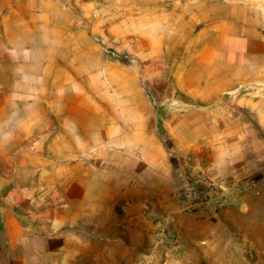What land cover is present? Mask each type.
Returning a JSON list of instances; mask_svg holds the SVG:
<instances>
[{
    "label": "crops",
    "instance_id": "obj_1",
    "mask_svg": "<svg viewBox=\"0 0 264 264\" xmlns=\"http://www.w3.org/2000/svg\"><path fill=\"white\" fill-rule=\"evenodd\" d=\"M249 1L227 8L218 2L216 14L207 17L201 30L208 43L216 44L207 52L209 66L202 73L207 76L202 96L206 106H215L220 116L208 113L209 125L205 126L202 118L201 129L191 125L196 117L170 118L171 123L185 124L184 128L171 126L170 135L176 154L192 153L196 157L199 146L204 145L219 175L256 178L257 190L243 201L252 207L254 200L264 202V6L258 3L264 0ZM28 6L14 0L0 2V264H139L151 242L153 217L158 216L171 219L181 240L180 254L164 260L160 247L151 256V264H186L208 246L218 229H223L222 214L184 209L176 192L189 181L159 141L154 138L153 148L137 150L140 159L150 163V171L146 174L141 166L131 169L137 176L128 173L136 182L149 175L145 184L112 179L120 188L99 199L96 170L89 168L88 174L82 175L81 138L75 135L80 133L78 117L73 116L76 126L71 136L62 139V147H52L60 155L78 157L56 164L48 158V110L33 112V88L37 84L33 76L45 72L24 63L43 57L45 40L35 37L39 35L35 28L43 25L26 19ZM223 92L233 94L216 100ZM218 122L225 126H217ZM34 123L41 125L39 150L32 146L38 137ZM120 156L121 162L116 163L120 168L112 166L111 172L129 171V152L124 148ZM86 182L88 197L82 201ZM34 186L43 188L40 210L26 212L24 193ZM49 186H72V196L50 201ZM103 203L106 212L98 213V204ZM145 205L153 214L143 212Z\"/></svg>",
    "mask_w": 264,
    "mask_h": 264
},
{
    "label": "rangeland",
    "instance_id": "obj_2",
    "mask_svg": "<svg viewBox=\"0 0 264 264\" xmlns=\"http://www.w3.org/2000/svg\"><path fill=\"white\" fill-rule=\"evenodd\" d=\"M14 1L30 4L25 11L26 19L43 25L35 28L40 35L35 37L45 40L42 43L43 57L27 59L24 63L45 72L33 76L37 83L33 88V112L45 113L48 110V158L56 164L78 157L63 156L52 150V147L54 150L62 147V139L72 135L77 122L73 116L78 117L80 133L75 135L81 138L79 157L85 167L82 175L88 174L89 168L96 170L99 199L120 188L114 186L113 180L136 182L128 175L132 172L137 176V172L131 169L142 166L146 174L150 171V163L140 159L142 157L138 156L137 150L142 146L153 148L152 139L155 138L166 154H172L169 157L180 165L181 173L189 181L176 192V198L184 209L191 213L222 214L223 229H218L210 237L208 246L196 252L186 264H264V202L254 200L252 207L243 205L244 198L254 193L246 192L239 201L222 209L189 208L179 193L192 186L205 189L202 183L194 182L195 173L206 166L220 173L208 158L204 145L199 146L196 157L192 153L182 156L176 154L174 138L170 135L171 126L184 128L185 125L175 121L171 123L170 118L193 116L197 119L192 127L200 128L202 118H205V126L209 125L206 122L208 113L212 112L217 118L220 116L215 106H206L202 96L207 81V76L202 73L207 72L209 66L207 52L216 44L208 43L201 30L207 17L216 14L218 2L227 8L233 3L242 1L248 4L250 1ZM258 3L264 6L261 1ZM46 21L47 27L44 26ZM45 45L47 51L44 50ZM244 77L247 79L248 75ZM41 82L43 84L40 85ZM231 94L233 92H223L216 100L231 98ZM221 125L225 126L217 123V126ZM40 127L34 123V134L38 137L33 139V150H39L37 148L41 146ZM43 127L45 131V125ZM195 135L198 134L194 132ZM124 148L129 152V171L119 169L111 172L112 166L120 168L116 163L121 162L120 151ZM95 149L97 154H94ZM104 151L108 155H104ZM148 177L146 175L145 180L139 179L138 182L145 184ZM245 178L254 180L258 187L256 178ZM42 189L40 186L26 188V212H39ZM83 189L82 201L88 197V182ZM72 193V186H49L50 201L63 200ZM99 205L98 213L106 212L104 203ZM143 212L153 214L148 205L143 207ZM163 217L166 216L153 217L151 242L142 252L139 264H151V256L160 247L163 248L164 260L180 254L178 234V249L175 251L164 244L153 245L156 221Z\"/></svg>",
    "mask_w": 264,
    "mask_h": 264
},
{
    "label": "built area",
    "instance_id": "obj_3",
    "mask_svg": "<svg viewBox=\"0 0 264 264\" xmlns=\"http://www.w3.org/2000/svg\"><path fill=\"white\" fill-rule=\"evenodd\" d=\"M194 182L202 183L205 189L200 190L196 186H192L179 193L189 208L222 209L233 202L239 201L246 192L257 190V183L252 179L237 175L224 177L207 166L204 170L199 169L195 173ZM153 232L154 246L164 244L171 251L178 249V235L170 218L158 219Z\"/></svg>",
    "mask_w": 264,
    "mask_h": 264
}]
</instances>
